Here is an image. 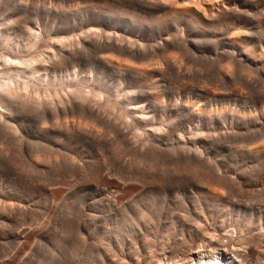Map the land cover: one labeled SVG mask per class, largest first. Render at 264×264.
<instances>
[{
    "label": "bare ground",
    "instance_id": "1",
    "mask_svg": "<svg viewBox=\"0 0 264 264\" xmlns=\"http://www.w3.org/2000/svg\"><path fill=\"white\" fill-rule=\"evenodd\" d=\"M39 1L0 0V127L3 124L0 131L5 129V132L12 130L13 132H11L14 134L16 131L22 133L18 132L21 135L18 137L12 134L14 137L9 138L14 153L19 152V156H23L24 143L22 141L26 138L24 135L33 140V146L37 147L30 149L32 152L34 150V156H30V163H27L25 169L29 166L30 173L33 172L35 175V172L40 173L39 171L43 168L40 164L42 162L46 161L44 163L46 167L48 165L51 168V165H54L51 162L55 155L58 157L57 161L59 156L66 160L69 157L71 145L73 142H78L79 145L82 143L99 147L107 152L110 148L112 150L114 148L116 154V150L118 152L121 150L122 156L120 153L117 156L114 155L111 150L112 156L115 158H123L124 155L130 156V159L128 156L125 157L128 158V161L123 160L124 163H122V158L119 159L122 164L117 163L118 167L115 168V164L111 165L112 153L108 154L111 159L105 154L109 159V165L116 169L114 172L117 175V180H121L115 182L120 200L121 197L131 196L139 184H145L144 186L147 187L146 192L140 193V195L136 192L138 196H133V199L130 197L132 200L128 201L129 204L121 205V208L117 204L116 206L119 208L115 206V203H119L120 200H117L119 197L116 195H114L116 198H113V194L111 197L98 199L93 203L92 208L98 213V216L93 217V221L88 227L91 251L87 256V264H95L98 260L101 264H184L175 255L172 241L171 246L169 244L170 240L174 238L168 239V237L171 235L173 237L172 233L176 231L180 221L179 216L186 214L173 216L170 213L173 219L165 226L166 233H162L167 237L162 236L159 239L160 241L162 238H166L169 246L165 247L161 244L163 243L161 241L165 240H161L160 244L155 240L157 237L155 232L159 230L156 225L157 213H159L157 210L161 208L158 209L156 194H162L165 185L174 183L172 181L177 179L174 178V173H177L178 176L184 170L191 173L190 178L193 176L192 180L199 181L202 186L198 185L201 187L193 193L191 201L187 198L180 201L181 204L188 203L189 207L185 204L187 208H190L191 205L196 216H184L185 221L188 219L195 225L192 224L193 226L188 229V234L182 235L183 238L179 237L182 238L178 246L176 244L179 251H183L182 254L190 259L191 264H263L264 249L258 248L257 245L260 240L263 244L259 243L264 245V237L261 239H258L260 235L257 238H255L256 236L251 237L250 242L255 243L257 247L251 251L255 260L250 262L244 259L245 252L243 253L237 248L241 242L235 244L237 246L231 247L230 239L226 235L235 231L234 226L237 224L231 226L233 221H236L241 227L244 219L245 223L243 224L249 229L248 231L253 226L255 228L252 219L256 216L260 219L264 217V210L254 208L249 197V201L253 204L252 207L247 204L248 206L243 209L236 203L233 206L234 209H229L230 206L227 205L231 203L230 199L225 197L226 193L223 196L222 192L228 190L231 196L228 197L232 198L233 194L235 196V193L239 192L240 187L242 189L244 186L247 188L255 186L259 181H262L264 185V0H65L63 3L58 2L57 4H52L50 0L49 6L45 4L47 0L45 3ZM189 63H193V66L196 65L197 70L195 67L193 70L192 65H188ZM62 93L64 94L62 95ZM30 114L33 118L36 117L32 125H29L31 123L27 119L28 115L31 116ZM76 118L78 121H75ZM6 128H10V131ZM193 134L197 136L193 137ZM8 136L6 133V137ZM238 136H243V139L241 138L243 141L237 138L239 142L237 139L235 142V137ZM231 139H234L232 142L237 143V146L241 145V148H236L234 145L236 148L234 152L233 149L227 150L225 144H231ZM229 141L231 143H228ZM240 142L243 143L239 144ZM5 146L6 150H10V146ZM213 149L230 152L234 163V165L231 164L232 173L226 169L222 170L223 165L218 159L219 156L216 159L209 157L208 153ZM2 150L3 159L4 154H10V152L9 150L4 152V148ZM99 151L98 154L96 152V156L103 152ZM0 153L2 154L1 150ZM70 153L73 156L70 158H74L73 152ZM91 153L88 155L90 156ZM76 154L78 155V153ZM83 155L80 157H84ZM24 156L28 159L27 155L24 154ZM107 158L101 156L91 161L83 160L84 162L80 158L82 163L79 164V168L77 167L78 170L74 166L77 162V159L74 158L76 162H73L72 159L68 160L73 162L72 166L74 167L68 165L70 162L66 160L57 164L54 169L59 175L69 171L71 168L67 169V167L70 166L73 168L71 175L75 172L72 170L76 169L77 174L82 178L80 182L83 181L84 185L92 181L95 186L100 188L101 185L111 183L110 176L104 175V172L107 171L104 169ZM23 161L25 163V159L21 158L20 162ZM47 161L50 163L47 164ZM247 162L252 163L253 172H251L252 166L250 169L244 167ZM12 163L8 162V166ZM17 166L21 168L20 164ZM22 167L24 168V166ZM23 168L22 170H24ZM15 169L18 168L15 167ZM113 170H110V173L107 172L111 174ZM27 171H24L25 174ZM114 172L112 173L114 174ZM33 173L32 175H34ZM25 174L22 176L25 177ZM45 174L47 173L45 172ZM71 175L66 181H69L75 174ZM32 177L34 179L35 176ZM54 177L55 175L52 178ZM74 177L73 179H75ZM113 177L115 176L113 175ZM32 179L31 181H33ZM47 179L49 178L47 177ZM47 179H45V183ZM77 181L79 184V179ZM183 181L185 180H182L181 183ZM40 183L42 184V182ZM181 183L177 185H181ZM35 184L31 183L32 186L28 184L30 186L28 187L26 183V192L35 197L39 196L43 202L50 200L55 202L57 197L61 196V192H51V190L47 196H44L43 187ZM47 184L51 186L54 183L48 182L46 187L49 186ZM189 184L186 185L189 186ZM146 187L140 189L144 190ZM172 187L175 186L172 185ZM184 187L186 188V186ZM99 188L98 190H100ZM190 189L194 190L192 187ZM260 189L262 190V188ZM79 191L81 189L78 190V193H80ZM115 191L113 190L112 193ZM179 191L181 192V190ZM20 192L21 190L13 192L0 187V233L2 238L12 240L16 253L22 252L28 243L31 246L30 240L38 237L36 239L38 241L44 235L36 233L39 227L34 229V226H38L36 223H39L38 218L40 217L37 218L35 215L42 210H36V206H33V210L37 211L36 213L33 211L35 215L27 213L29 211L26 210L28 209L25 206L26 203L24 205L26 208H24L23 205H20L22 202L18 204L15 201L17 200L15 197H20ZM243 192L241 193L243 194ZM109 193L111 192L109 191ZM261 194L263 193L261 192ZM244 195L247 196L246 193ZM182 196L180 199L183 198ZM255 196L259 197V194L252 195L251 199H254V203ZM261 198L263 197L258 198L260 203L263 200ZM160 199L163 201V198ZM245 199L240 198V200ZM256 202L258 201L256 200ZM34 205L36 204L34 203ZM258 205L256 206L259 207ZM28 206L30 208L31 205ZM184 206L181 205V207ZM65 208L72 209L73 203L66 202ZM83 208H86L85 205ZM174 209L173 212L176 211ZM189 210L191 212V209ZM216 210L220 213L224 211L225 213H223L229 216V226H231L229 229L232 230L234 227L232 231L229 230L230 232L225 230L228 231V233L225 232L226 235L225 233L219 234V230H224L228 225L223 221H218L220 219L218 216L221 214L214 215L215 212L217 213ZM159 211L161 212V210ZM181 212L183 213L185 210ZM24 213L35 216L30 217V222L33 221V218L38 220L36 223L35 219L33 221L36 225L32 227L28 225L32 230H35L33 232L25 224L30 232L26 230L29 233L22 236V233L16 234L10 228L8 229V226L12 228V224L9 223L11 226L9 224L7 226L5 221H13L18 215L25 216ZM23 217L20 216L19 221L23 222ZM159 219L160 222H157L161 224L162 220ZM226 219L228 220V218ZM16 221L18 222V219ZM185 221L181 225H185ZM22 222L19 223L23 227ZM55 223L53 224L55 225ZM21 225L19 229L25 227L24 225L22 228ZM31 225L33 224L31 223ZM76 225L77 227L82 226L80 221ZM263 226V230L259 226L256 227L264 232ZM56 227L59 228L58 225ZM53 228L55 227L53 226ZM241 230L245 229L242 227ZM56 231L55 233H57ZM254 231L253 233H255ZM71 232L69 231V233ZM23 233L25 232L23 231ZM66 233L70 238L69 233ZM176 233L178 235V231ZM256 233L255 235H257ZM62 234L65 235V233ZM83 234L81 232L80 236ZM80 236L78 235V237ZM195 236H200L204 241L209 239L210 242L207 243L206 248L202 247L197 250L196 247H193L195 244L193 239L197 238ZM243 237L240 236L241 239H244ZM245 237H248L247 234ZM81 238L82 241L79 240L82 244L85 243L87 240V238L84 239L85 235ZM240 238L238 236V239ZM37 241L35 244L38 243ZM40 241L41 243L37 245L38 248L43 247L40 246L43 240ZM80 241L77 240V247L79 243L81 244ZM139 241H141V245L138 244ZM63 242H59V244ZM242 242L246 244L244 240ZM44 243L46 244L47 241ZM8 244L7 246L10 247ZM153 245L156 248L160 245L159 252L155 250L156 248L151 247ZM202 245L200 244V246ZM241 246L242 250L248 251V246L247 250L243 244ZM150 247L154 250H149ZM50 248L49 245L48 249ZM198 248L201 247L198 245ZM39 249L37 250L39 251ZM48 249L44 248V251L42 248L43 251L41 249L40 251L44 252V256L47 252L46 256L50 258L52 255L48 253ZM146 250L150 252H145ZM102 251L104 255L101 253ZM49 252L55 253L56 257L59 255L53 250ZM27 254L28 252L25 256ZM78 254L76 255L78 256ZM3 255L1 256L3 257ZM178 255L180 254L178 253ZM4 256L12 257H8L7 254ZM15 256L18 258L17 255ZM30 258L32 260L31 256ZM62 259L60 257L57 262H64L66 256L65 259ZM48 261L50 260L47 259V263ZM5 263L7 264V259ZM188 263L185 262V264Z\"/></svg>",
    "mask_w": 264,
    "mask_h": 264
},
{
    "label": "rangeland",
    "instance_id": "2",
    "mask_svg": "<svg viewBox=\"0 0 264 264\" xmlns=\"http://www.w3.org/2000/svg\"><path fill=\"white\" fill-rule=\"evenodd\" d=\"M39 1V0H38ZM43 1V2H42ZM45 1L46 0H40L39 2H41V3H45ZM65 0H51V2H52V4H57L58 2L59 3H63ZM51 2H50V0H47L46 1V5L47 6H49L50 4H51ZM54 2V3H53ZM48 3V4H47ZM50 3V4H49ZM189 66H191V68L194 70L196 67L195 66H193V63H189L188 64ZM193 67H195V68H193ZM195 70H197V68L195 69ZM64 93H65V91H63ZM64 93H62V95L64 94ZM65 96V95H64ZM31 115V114H30ZM34 115V114H33ZM30 117V118H29ZM34 118H36L35 116H34ZM33 118V116L31 115V116H29L28 115V117H27V119L28 120H30V123L31 124H29V125H32L34 122H35V119ZM73 119V118H72ZM77 120H75V121H78V118H76ZM34 120V121H33ZM74 120V119H73ZM33 121V122H32ZM3 125V124H2ZM2 125H1V127H2ZM5 127H7L6 125H4ZM3 126V127H4ZM0 127V129H2ZM4 127V128H5ZM11 128V127H10ZM10 128L8 129V128H6V129H8L9 131H10ZM13 129V128H12ZM15 130V129H14ZM7 131V130H6ZM12 131V130H11ZM5 132V129H3V130H1L0 131V150H1V152H2V154L0 153V157H1V159H0V163H1V166H0V168H1V170H0V187H2L3 189H5V190H7V191H20L21 190V194H20V197H15L17 200H15V201H17L18 202V204L19 203H21L20 205L22 206V207H24V208H28V209H26L27 211H29V212H27V213H33V211L36 213L37 211L36 210H39V209H41L42 211H40L41 212V214H40V212H38V213H36L37 215H35V213H33L38 219H39V223H36L37 222V218H33L32 220L34 221V219H35V223L38 225V226H34V225H36V224H34V222L32 221V222H30L31 220H30V217L31 216H34L33 214L32 215H28L27 213V217H26V214H25V216L22 214V215H18L19 217L21 216V217H23L22 218V220H24L23 222L22 221H19L20 220V218L17 216V218L16 219H18V222L16 221V219L15 220H13L14 221V223H13V221L11 220V221H5L6 222V224H7V226H8V224L10 223V224H12V228L11 227H7L8 229L10 228L11 230H13V233H22V236H24L25 234H28L29 232H30V230H27V228L28 229H31V227L32 226H34V229H35V227H39L37 230L38 231H36V233L38 234V235H42V234H44V235H42L43 236V238H40V239H38V241L36 240L38 237H36V238H34V239H32V240H30V243H31V246H29L30 244L28 243L26 246H25V251L23 250L22 252H20V253H16L15 252V248H13V246H15V244L14 245H12L13 243L11 242L12 240L10 239V240H7V239H5L4 237L2 238V235H1V233H0V260H1V263L0 264H6L5 263V261H6V259H7V264L9 263V264H18V262H19V264H50L51 262V264H87V262H86V260H87V256H88V254H90V251H91V246H90V244H91V242H90V239L88 238L89 236H88V233H89V230H88V227H89V225L92 223V221H93V217H95V216H98V213L96 212V211H94V208H92L93 207V203L96 201V200H98V199H106V197H108V196H112V194H113V196L114 195H116V197H119V198H117V200L119 201L120 200V196L117 194V192H118V190H117V188H116V186H115V182H117V181H121V180H117V175H115V170L116 169H114L113 167H111L110 165H109V159H111V157L109 156L112 152H114V155L116 154L115 153V149L113 148V150H112V148H110L109 149V152H107V151H103L104 149H101V148H97V147H93V146H89V145H85V144H82V143H80L81 145H79V143L77 142H73V145H71L72 147H71V149H70V152H73L72 154H74L75 155V157L74 158H76L75 160L77 161H74V158H70V156H71V153L69 152V157L68 158H66V160H67V162H70V161H68V160H70V159H72L73 160V162H76V165H74V166H76V169H77V167L79 166V164L80 163H82L81 161H91V160H93V159H96V157L98 158V157H103V158H107V161H106V159H105V161H106V166H105V168L104 169H106L107 171H108V169H110V170H113V171H111V174H109L110 173V170L107 172H102V174H104V175H106V176H110V180H111V183L113 184H105V185H107V186H105V185H101V187L99 188V186L97 187V186H95V184L91 181V183L90 182H88L87 184H85L84 185V183H83V181L82 182H80L81 180L80 179H82L81 178V176L80 175H78L77 174V170L76 169H74V170H72V171H75L74 173H72V175H74V176H76V174H77V179H76V177H74L75 179H73V177L72 178H70L69 179V181H66V180H68L67 178H69L70 177V175H71V169H73L72 167H74V166H72L73 165V162H72V164H71V162H70V164L68 163V165H70V166H72V167H70V166H68L67 167V169H70L69 171L67 170V172H64L63 174H64V176H63V174L61 173V174H59L58 175V173H56V171H55V167H57V164H59V163H63L64 161H66L65 160V158H61V156H59V160L57 161V158L58 157H56L57 155H55L52 159L54 160H52V164H54L53 166L51 165V168H50V166H48L47 165V167H46V164H44L43 162V164L42 163H40L41 164V166L43 167L42 169H43V171H39L40 173H37V172H35L36 173V175L33 173V172H31L30 173V169H29V166H27V169H29L28 171H27V169H25L26 168V165H27V163H30V156L31 155H33L34 153V150H33V152L32 151H30V149L33 147V148H35L36 149V147L35 146H33V140H31V138L29 137V136H26V135H24V137H26V138H24L23 139V141H22V143H24V146H23V149H24V151L22 150V155L24 156V154L25 155H27V157H28V159H26V158H24V157H26V156H19V152L16 154V152L14 153V151H13V145L9 142V138L10 137H18V136H21L20 134H18V132L16 131V133H17V135H15L14 133H12V132ZM14 131V132H15ZM6 133H7V136L8 137H6ZM19 133H21V132H19ZM14 136H13V135ZM22 134V133H21ZM12 135V136H11ZM197 135L196 134H193V137H196ZM107 137V139H108V136H106ZM4 138V139H3ZM5 138H7V139H5ZM240 138H242L243 139V136H238V137H235V140L234 139H231L230 141L232 142L233 140L235 141V142H237V140ZM3 139V140H2ZM11 139V138H10ZM237 139V140H236ZM241 139V141H243ZM2 140V141H1ZM5 140V141H4ZM228 142V143H231V142ZM233 141V142H234ZM2 142H4V144H2ZM227 142V141H226ZM225 142V143H226ZM231 143V144H229V145H226L225 144V147H226V149L227 150H231V149H233V152H234V149L236 150V148H239L241 145H238L237 146V143ZM238 142H239V140H238ZM7 143V144H6ZM8 143H9V145H8ZM241 143H243V142H240L239 144H241ZM233 144V145H232ZM253 144V143H252ZM2 145H7V146H10V150H9V152H10V154L8 155L7 153H5L4 154V157H5V155L7 154V156H6V158L4 159V157H3V159H2V155H3V148H4V152H6V151H8V150H6L7 149V147L5 146H2ZM23 145V144H22ZM77 147H76V146ZM236 146V148H235V146ZM255 145V144H254ZM12 146V147H11ZM31 146V147H30ZM87 146V147H86ZM229 146H232V147H229ZM233 146H234V148H233ZM3 147V148H2ZM93 147V148H92ZM228 147V148H227ZM2 148V149H1ZM6 148V149H5ZM75 150H74V149ZM77 148V149H76ZM90 148V149H89ZM95 148V149H94ZM230 148V149H229ZM241 148V147H240ZM83 151H82V150ZM92 149H94V150H92ZM97 149H98V151L99 152H101V151H103L102 152V154L100 155V153H99V156L97 155L96 156V152H97V154H98V151H97ZM72 150V151H71ZM90 151V153H91V155L89 156L88 154H90L89 153V151ZM111 150H112V152H111ZM36 151V150H35ZM81 151V152H80ZM121 150H119V152L116 150V152H117V154L118 153H120V155H121V152H120ZM105 152V153H104ZM107 152V153H106ZM222 152V153H221ZM232 152V151H231ZM76 153H78V155L76 154ZM211 153V154H210ZM21 154V153H20ZM84 154V155H83ZM105 154H107L106 156H105ZM109 154V155H108ZM117 154H116V156H117ZM123 154H125V152H123ZM127 154V153H126ZM209 154V157L212 159H216L218 156H219V160H221V162H222V165L224 166H222V170H224L225 171V169H226V171H228L229 173H232L233 172V168L231 167L232 165H234V163H233V161H232V156L230 155V152H226V151H222V150H210V152L208 153ZM219 154V155H218ZM226 154V155H225ZM228 154H229V156H228ZM232 154V153H231ZM17 155V157H15ZM81 155H83L84 157H80ZM113 155V153L111 154V156ZM212 155H213V157H212ZM215 155V156H214ZM222 155V156H221ZM11 156H12V160H11ZM34 156V155H33ZM32 156V157H33ZM77 156V157H76ZM94 156V157H93ZM119 156V155H118ZM122 156V155H121ZM120 156V157H121ZM128 156V158L130 159V156L129 155H127ZM127 156H125L124 155V159L122 158V163H124L123 162V160H127L125 157H127ZM227 156V157H226ZM31 157V158H32ZM71 157H73V156H71ZM89 159H88V158ZM113 157V159L111 160L112 161V164H111V161H110V164L111 165H113V164H115L114 165V167L116 168V167H118L117 165V163H120L119 162V159H121V158H118V157H114V156H112ZM226 158V160H225V158ZM231 157V158H230ZM22 158L23 160L25 159V163H24V161L23 162H20V159ZM61 158V159H60ZM70 158V159H69ZM80 158H81V161H80ZM83 158H85V159H83ZM6 159H8V160H6ZM64 159V160H63ZM117 159V160H116ZM223 159V160H222ZM5 160V162H3ZM10 160H11V162H10ZM18 160H19V162H18ZM28 160H29V162H28ZM63 160V161H62ZM79 160V161H78ZM115 162H114V161ZM225 160V161H224ZM229 160V161H228ZM7 161V162H6ZM13 161H15V162H17V163H14ZM83 161V162H84ZM128 161V160H127ZM224 161V162H223ZM227 161V162H226ZM8 162L9 163H12V164H9V166H8ZM67 162H65V164H67ZM114 162V163H113ZM126 162V161H125ZM7 163V164H6ZM23 163V165L22 166H24V168L21 166V164ZM48 163H50V162H48L47 161V164ZM122 163H120V164H122ZM20 164V166H21V168L19 167V166H17V165H19ZM78 164V165H77ZM119 164V165H120ZM232 164V165H231ZM3 165H4V167H5V169H4V167H3ZM108 165V166H107ZM246 165V166H245ZM244 165V167L247 169V168H251V166H252V168H251V172H253V165H252V163L251 162H247L246 164ZM248 165H250V166H248ZM14 166V167H13ZM3 167V168H2ZM15 167H17L18 169H15ZM53 167V168H52ZM106 167H108V168H106ZM110 167V168H109ZM22 168L24 169V170H22ZM79 168V167H78ZM227 168H228V170H227ZM230 168H232L231 170H230ZM7 169V170H6ZM54 169V170H53ZM104 169H103V171H104ZM3 170H6V172H5V175H4V172H3ZM18 170V171H17ZM24 171H27V173L25 174V172ZM55 171V172H54ZM115 171V172H114ZM185 171V170H184ZM184 171L181 173H179L178 174V176H177V173L175 174H173L172 176L176 179L175 181L173 180L172 182H174V183H168L167 184V186L170 184V186H164L165 188H164V191H163V193L162 194H156V202H158L157 203V205L159 206L158 207V209L159 210H161V212L159 211V210H157V212H159V213H157V218H156V225L158 226H156L159 230H157V232H155L157 235V237L155 238V240H157L158 241V243L161 241V240H165V241H161V242H163V243H161V244H163V246H169V244L171 243V241H172V247H173V250L175 251V255L176 256H178L177 258L178 259H181V262H183L184 264H185V262L186 263H188V264H191L190 263V259L188 258V257H186V255H183L182 253H183V251H179V248L177 247L178 246V243H180V241H181V239L183 238V236L185 235V234H188V229L190 228V227H192L193 225L192 224H194L195 225V223L193 222V223H191L188 219H186L187 221H189V222H187V221H185V218H184V216H196L195 214H194V210L192 209V207H191V205H190V208H187V206L189 205L188 203H185V204H181V200L182 199H184V198H187L188 200H192L191 199V196L193 195V193L194 192H196V191H198V189L202 186L201 185V183L199 184V181H197V183H196V181L195 180H192V179H194V177L192 176V178H190L191 176H190V174L191 173H189L187 170L185 171V175L183 174L184 173ZM250 171V170H249ZM23 172V173H22ZM42 172V173H41ZM45 172L47 173V174H45ZM69 172V173H68ZM112 172H114V174L112 173ZM32 173L34 174V175H32ZM49 173H50V175H49ZM55 173V174H54ZM106 173H108V174H106ZM6 174H8V175H6ZM22 174H23V176H24V174H25V177H23L22 176ZM29 174H30V176H29ZM38 174H39V177H38ZM41 174V175H40ZM70 174V175H69ZM189 174V175H188ZM55 175V177L54 178H52L53 176ZM57 175V176H56ZM68 175V176H67ZM71 175V176H72ZM113 175L115 176V177H113ZM183 175V176H182ZM193 175V174H192ZM2 176V177H1ZM26 176H28V177H26ZM32 176H35L34 177V179H32L33 177ZM40 176H43V177H40ZM51 176V177H50ZM67 176V177H66ZM112 176V177H111ZM177 176V177H176ZM188 176H189V178H188ZM12 177V178H11ZM22 177H23V179H22ZM37 177V178H36ZM45 177V178H44ZM47 177L49 178V179H47ZM62 179H61V178ZM80 177V178H79ZM181 177H183V178H181ZM2 178H3V180H2ZM26 178H27V180H26ZM38 178H40V179H38ZM43 178V179H42ZM59 178V180H57ZM64 178H66L65 180H64ZM112 178H113V180H112ZM31 179L33 180V181H31ZM36 179V180H35ZM45 179H47V182L46 183H51L52 182V184L53 185H51L50 186V184H47V185H49V186H47L46 187V183H45ZM79 179V182L81 183V185H79V184H77L78 183V180ZM118 179H119V177H118ZM178 179H180L179 181H178ZM189 179V180H188ZM17 180V181H16ZM37 180H39V181H37ZM55 180H56V182H55ZM62 180V181H61ZM182 180H185V181H183V183H181V181ZM191 180V181H190ZM8 181V182H7ZM34 181H37V182H34ZM58 181V182H57ZM177 181V182H176ZM3 182V183H2ZM29 182V183H28ZM32 184H34V185H36L35 183H37V185L39 184V182H42V184L40 185L39 184V186H41V187H43V195L44 196H47L48 195V193H50V190H51V192H61V196H59V197H57V200L55 201V202H53V201H42V199L39 197V196H32V195H30V194H28L27 192H26V188H27V186L28 187H30L29 185H31V183ZM34 182V183H33ZM181 183V185H177V184H180ZM185 182H188V183H185ZM192 182H195L196 184H194V183H192ZM26 183H27V186H26ZM69 183V184H68ZM185 183V184H184ZM190 183V184H189ZM258 183H259V185H258ZM255 186H250V187H242V189L244 188H247V189H245L246 190V192H245V190H244V192H243V190L241 189V187L238 189L239 190V192H240V194H242L241 192H243V194L242 195H240L239 194V192L238 193H235L236 195V197L234 196V194L232 195V198H230L231 196H230V192L228 191V190H226L227 192H222V194H223V196H225L226 194V196L225 197H227V198H229L228 200L231 202L229 205H227V206H230L229 207V209H234V205L237 203L238 205H240L241 206V208H246L248 205H251V206H249V207H252L253 206V204H254V208H258V209H262V210H264L263 209V206H262V204H264L263 202H264V185L262 184V181H259ZM1 184H2V186H1ZM29 184V185H28ZM83 184V185H82ZM141 184H143V183H141ZM174 184H176V185H174ZM183 184V185H182ZM186 184H189V186H187ZM12 185V186H11ZM19 185V186H18ZM145 185V184H144ZM144 185H140L139 184V186H138V184H137V186H138V188L133 192V194L131 195V196H128V197H125V198H123V197H121V200L119 201V203H115V206H116V204L121 208L122 206H125V205H127V204H129L128 203V201H131L134 197L133 196H138V194L140 195V193H144V192H146L147 191V187L146 186H144ZM172 185L173 186H175V187H172ZM191 185V186H190ZM194 187H193V186ZM198 185H201V186H198ZM32 186V185H31ZM106 188H105V187ZM115 186V187H114ZM142 188H144V187H146L144 190L143 189H140L141 187ZM144 186V187H143ZM178 186H179V188H178ZM183 186H186V188L184 187L183 188ZM196 186V187H195ZM198 186V187H197ZM257 186V187H256ZM13 189H12V188ZM60 187V188H59ZM86 187V188H85ZM94 187H96V188H94ZM112 189H111V188ZM182 187V188H181ZM189 187V188H188ZM190 187H192V189H194L193 191L190 189ZM14 188H15V190H14ZM17 188H18V190H17ZM22 188H24L23 190H22ZM74 188V189H73ZM94 188V189H93ZM98 188L100 189V190H98ZM168 188V189H167ZM173 188V189H172ZM175 188H178V189H175ZM260 188H262V190L260 189ZM79 189H81V191H79L80 193H78V190ZM83 189V190H82ZM90 189V190H89ZM115 189H116V191H115ZM185 189V190H184ZM250 189H251V191H250ZM256 189V190H255ZM261 191H260V190ZM24 190H25V192H24ZM87 190H89V191H87ZM106 190V191H105ZM113 190L115 191L114 193H112L113 192ZM142 190V191H141ZM179 190H181V192H182V194H181V192L179 191ZM186 190H188V191H186ZM240 190H242V191H240ZM105 191V192H104ZM108 191V192H107ZM109 191L111 192V193H109ZM155 191V190H154ZM185 191V192H184ZM224 191V190H223ZM247 191H249V192H247ZM259 191H260V193H259ZM45 192V193H44ZM92 192V193H91ZM136 192L138 193V194H136ZM166 192H168V193H166ZM178 192V193H177ZM229 192V193H228ZM261 192L263 193V194H261ZM164 193H166V194H164ZM186 195H184V194ZM226 193V194H225ZM246 193V195L247 196H245L244 194ZM249 193V194H248ZM256 193V194H255ZM76 194V195H75ZM89 194V195H88ZM93 194V195H92ZM95 194H96V196H95ZM108 194H110V195H108ZM136 194V195H135ZM170 194V195H169ZM191 194V195H190ZM259 194V197H263V198H261V200L263 201H261V203H260V199H258L259 197L258 196H255L254 198H256L255 199V203H254V199H251V197H252V195L254 196V195H258ZM163 195H165L164 197H166V198H164L163 197ZM177 195H178V198H177ZM181 195H183L182 197L183 198H181L180 199V196ZM238 195H240V196H238ZM245 197H244V196ZM251 195V196H250ZM77 196H79V197H77ZM80 196H82V197H80ZM84 196V197H83ZM168 196V197H167ZM228 196H230V197H228ZM237 196H238V198L240 197L241 199H244V198H246L247 199V201H249V199H248V197L250 198V200L252 201V203L249 201V202H245V200H240V198H239V200H238V198H237ZM243 196V197H242ZM28 197V198H27ZM91 197V198H90ZM115 196L113 197V198H116ZM132 199H131V198ZM163 198V201L160 199V198ZM25 198V199H24ZM81 200H80V199ZM169 198V199H168ZM176 198V199H175ZM233 198H237V199H233ZM253 198V197H252ZM40 199V200H39ZM129 199V200H128ZM160 199V200H159ZM166 199L168 200L167 202H166ZM177 200V201H175V200ZM180 199V200H179ZM231 199H232V201H231ZM126 200H127V202H126ZM165 200V201H164ZM234 200H236L237 202H235ZM256 200L259 202H256ZM25 201V202H24ZM74 201V202H73ZM118 201H116V202H118ZM170 201V202H169ZM181 201V202H180ZM242 201H244V202H241ZM17 202H15V203H17ZM66 202H71V203H73V208L72 209H66L65 208V204H66ZM122 202V203H121ZM166 204H165V203ZM234 202V203H233ZM241 203V204H239V203ZM25 203H26V205H25ZM29 203V204H28ZM33 203V204H32ZM34 203L36 204V205H34ZM49 203V204H48ZM87 203V204H86ZM121 203V204H120ZM162 203V204H161ZM179 203V204H178ZM250 203V204H249ZM31 205L30 206V208H29V206L28 205ZM40 204V205H39ZM41 204H42V206H41ZM82 204H84L85 205V209L83 208L84 207V205H83V207H82ZM172 204V205H171ZM246 204V205H245ZM248 204V205H247ZM259 204V205H258ZM260 204H261V206H260ZM26 207H25V206ZM44 205V206H43ZM46 205V206H45ZM122 205V206H121ZM163 205H165L164 207H163ZM171 205V206H170ZM181 205L182 206H184V207H181ZM256 205H258L259 207H257ZM36 208V210H33L34 209V207ZM39 206V207H38ZM118 206H116V207H118ZM168 206H170V207H168ZM173 206V207H172ZM180 206V207H179ZM226 206V208L228 209V207ZM232 206V207H231ZM32 207V208H31ZM42 207V208H41ZM82 207V208H81ZM118 207V208H119ZM176 207V208H175ZM189 207V206H188ZM50 208V209H49ZM81 208V209H80ZM164 208V209H163ZM175 208V209H174ZM179 210H178V209ZM181 208V209H180ZM184 208H186V209H184L185 210V212H181V211H184L183 209ZM32 209V210H31ZM52 209V210H51ZM171 209V210H170ZM173 209L174 210H176L177 211V213H175L174 214V212H176V211H174L173 212ZM189 210V209H191V212H190V210L189 211H186V210ZM55 210V211H54ZM82 212H81V211ZM88 210V211H87ZM32 211V212H31ZM51 211H53V212H51ZM80 211V212H79ZM164 211V212H163ZM217 211V210H216ZM49 212H51L50 214H49ZM85 212H86V214H85ZM163 212V213H162ZM167 212V213H166ZM179 212V213H178ZM191 214H190V213ZM224 212V211H223ZM220 213V211H217V213L215 212L214 213V215H219V214H221V216H218L219 218V220L218 221H223L224 223H226L228 226L224 229V230H219L220 231V233L219 234H224L225 232H227L228 233V231L229 230H231V229H229V228H231V226H233L234 224H237V225H235L234 227L236 228V229H234V227L232 228V230L234 229L235 231H232V233H228L227 235H226V233H225V235L227 236V238L229 237V244H231L230 246L231 247H235V246H237V245H235V244H238V243H240V245H238L237 246V248L238 249H240L244 254H245V257H244V259L246 260V261H253V260H255V257L251 254V251L254 249V248H256L257 246H259L258 248H263L264 249V245L262 246V240H258L260 243H262V244H260L259 242H258V245L257 246H255V243H253V242H250V239H251V237L252 238H254L255 236V238H257L258 237V235H260L259 236V238L258 239H261V237L263 238L264 237V235H262V234H264V232L263 231H261V230H263L262 229V226H263V224H264V217H261V219L260 218H258V216H256V217H254L253 219H252V223H253V225H255V228H254V226L253 227H251V230L250 231H248L249 229H247V227H244V226H246L245 224H243V223H245V220L243 219L242 220V224H241V227H240V225L238 224V223H236V221H233V222H231V226H229V216L228 215H226V214H224V213ZM79 213H82V214H79ZM90 213H92V214H90ZM95 213H97V214H95ZM173 214V216H179L180 214H186V215H181V216H179L180 217V221L178 222V224H177V227H176V231H178V235H177V233H176V231L174 232V233H172L173 234V237H172V235L171 236H169L168 237V239H172V238H174V239H172V240H170V242H169V244L167 243V241H166V238H162L160 241H159V239L163 236V237H167V236H165L164 234L162 235V233H164L165 231H164V228H165V226L166 225H168L169 224V221L171 220L172 221V217L173 216H171V214ZM88 214V215H87ZM163 214V216H161ZM178 214V215H177ZM187 214H189V215H187ZM193 214V215H192ZM82 215V216H81ZM34 216V217H35ZM161 216V219H159V217ZM171 216V217H170ZM224 216H226L225 218H224ZM228 216V217H227ZM264 216V215H263ZM43 217V218H42ZM170 217V218H169ZM28 220H27V219ZM32 218V217H31ZM49 218V219H48ZM56 218V219H55ZM166 218V219H165ZM224 218V219H223ZM226 218H228V220L226 219ZM158 219L159 220H162V222H163V224H162V222H161V224L163 225H161L160 223L158 224V222H160V221H158ZM165 219V220H164ZM26 220H27V223H26ZM30 220V221H29ZM50 220V221H49ZM185 221V225H187V226H185V225H181L182 224V222L184 223V221ZM259 220V221H258ZM16 221V222H15ZM54 221V222H53ZM58 221V223H55V222H57ZM64 221V222H63ZM78 221H80V224L82 225V226H80V227H77V225H76V223L78 222ZM158 221V222H157ZM165 221H167L168 223H166ZM171 221H170V223H171ZM261 221V222H260ZM19 222H22V224H26L27 226L28 225H30L31 227H27L26 225H25V227H24V225H23V227H22V225L19 223ZM45 222V223H44ZM63 222V223H62ZM85 222V223H84ZM18 223V224H17ZM31 223L33 224V225H31ZM53 223H55V225L53 224ZM67 223V224H66ZM166 223V224H165ZM180 223V224H179ZM187 223H190L189 225L187 224ZM233 223V224H232ZM263 223V224H262ZM9 224V225H10ZM14 224V225H13ZM49 224V226H47ZM51 224V225H50ZM59 224H61V225H59ZM258 224V225H257ZM16 225V226H15ZM18 225V226H17ZM21 225V227L24 229H19L20 226ZM58 225V227L60 228H57L56 226ZM161 225V226H160ZM178 225H179V229H178ZM11 226V225H10ZM53 226L55 227V228H53ZM160 226V227H159ZM184 226H185V228H184ZM259 226V228L261 229H257V227ZM13 227H14V229H13ZM18 227V228H17ZM27 227V228H26ZM42 227V228H41ZM49 227V228H48ZM180 227H183L182 229L180 228ZM238 227H240L239 229H238ZM242 227H243V229H245V230H241L242 229ZM43 228H44V230H43ZM46 228H47V230L49 231H47L46 230ZM53 228V229H52ZM57 228V229H56ZM64 229V231H63V229ZM254 228V229H253ZM263 228H264V226H263ZM16 229H18V231H16ZM81 229H82V231H81ZM184 229V230H183ZM26 230L27 231H29V232H26ZM56 230H59V231H56ZM62 230V231H61ZM180 230H182V231H184V232H181ZM225 230H228V231H225ZM255 230V231H254ZM261 232H260V231ZM19 231H21V232H19ZM23 231L25 232V233H23ZM31 231L33 232V231H35V230H32L31 229ZM55 231L58 233L59 232V234H57V233H55ZM69 231H72L71 233H69ZM239 231H241L240 233H239ZM253 231L256 233V232H258V233H256L257 235H255V233H253ZM43 232V233H42ZM48 232V233H47ZM53 232H54V234H53ZM65 233V235L64 234H62V233ZM66 232H68L69 233V235H70V238L68 237V235H66L67 233ZM79 232V233H78ZM82 232V234H83V236H80V233ZM223 232V233H222ZM230 232V231H229ZM243 232V233H242ZM249 234H248V233ZM251 232V233H250ZM160 233V234H159ZM166 233V232H165ZM181 235H180V234ZM184 233V234H183ZM234 233V234H233ZM244 234V235H242V234ZM55 234H57L56 236H55ZM73 234V235H72ZM233 235V236H231V235ZM241 234V235H240ZM246 234H247V236L248 237H245L246 236ZM250 234H251V236H250ZM48 235V236H47ZM78 235L80 236V237H78ZM84 235H85V240H86V238H87V240H86V242L85 243H83L82 244V238L81 237H84ZM176 237H175V236ZM183 235V236H182ZM237 235V237H235ZM254 235V236H253ZM160 236V237H159ZM238 236H239V238H240V236L242 237V236H244L243 238L244 239H238ZM249 236H250V238H249ZM63 239H62V238ZM179 237H182V238H179ZM195 237H197V236H195ZM194 237V238H195ZM233 237V238H232ZM57 238H58V240H57ZM60 238H61V240H60ZM77 238V239H76ZM232 238V239H231ZM235 238H236V240H235ZM248 238V239H247ZM43 240L44 242H46L47 241V243L45 244L43 241H42V244H40V246L42 245L43 247H39L41 250H42V248H43V250H44V248H45V250H47L48 249V247H49V245H50V249H48V253L50 254V255H52L50 258L48 257L47 258V252H45L46 253V255L44 256V252H42V251H40V249L38 248V246L37 245H39L38 243H41V241L40 240ZM45 239V240H44ZM81 241H80V240ZM177 239V240H176ZM248 240V241H246V240ZM264 239V238H263ZM34 240H35V242H34ZM51 240V241H50ZM63 240H64V242H63ZM65 240H67V241H65ZM77 240L78 241H80L81 242V244L79 243V246H80V248H79V246L77 247ZM175 240V241H174ZM194 241H195V244H194V241H193V244H194V246L193 247H196L197 248V250H200V249H202V247L203 248H206V246H207V243L208 242H210V241H208L207 239H205V241H204V239H202V238H200V236H198L197 238H195V239H193ZM197 240V241H196ZM199 240V241H198ZM201 240H202V242H201ZM239 242H238V241ZM242 240H244V242H246V244H244L243 242H242ZM36 241L38 242L37 244H35L36 243ZM40 241V242H39ZM157 241H156V243H157ZM169 241V240H168ZM233 241V242H232ZM29 242V241H28ZM34 242V243H33ZM59 242H63L62 244H59ZM164 242H166L165 243V245H164ZM174 242V243H173ZM175 242H177V243H175ZM205 242V243H204ZM248 242V243H247ZM263 242H264V240H263ZM4 243V244H3ZM9 243V244H8ZM157 243V244H158ZM159 243V244H160ZM202 243H204L203 245H202ZM233 243V244H232ZM250 243H251V246H249L250 245ZM7 244L10 246V247H8L7 246ZM11 244V245H10ZM45 244V245H44ZM138 244L139 245H141V241H139L138 242ZM167 244V245H166ZM171 244H170V246H171ZM174 244V245H173ZM176 244H177V246H176ZM200 244L202 245V246H200ZM209 244V243H208ZM241 244H243V246L245 247V250H247L248 249V251H244V249L242 250L241 249ZM249 244V245H248ZM33 245V246H32ZM138 245V246H139ZM198 245H199V247H201V248H198ZM235 245V246H234ZM252 245H253V247H252ZM45 246H47V247H45ZM176 246V248H174ZM247 246L249 247V248H247ZM151 247H154V245L153 246H151ZM151 247L149 248V250L151 249ZM160 245H158V250H157V248L156 247H154V248H156L155 250L156 251H158L159 252V250H160ZM250 247H251V249H250ZM12 248V249H11ZM36 248V249H35ZM47 248V249H46ZM72 248V249H71ZM247 248V249H246ZM34 249V250H33ZM37 249H39V251L37 250ZM80 249V250H79ZM82 249V250H81ZM153 249V248H152ZM151 249V250H152ZM37 250V251H36ZM44 250V251H45ZM50 250H53V252H58L57 254H59V255H61L60 257H61V259L63 258V259H65V256H66V259L65 260H63L64 262H57L58 260H60V257H59V255L56 257L55 256V253L53 254V253H51V252H49ZM55 250V251H54ZM57 250V251H56ZM61 250V251H60ZM145 251V252H150V251ZM154 250V249H153ZM152 250V251H153ZM176 250H177V252H176ZM31 251V252H30ZM77 251V252H76ZM84 251V252H83ZM15 253V254H12V253ZM28 252V254L25 256V254ZM32 252H33V254H32ZM39 252H41L40 254H39ZM75 252V253H74ZM78 252H79V254H78ZM84 254H83V253ZM247 252H248V254H247ZM5 253V254H4ZM30 253V254H29ZM34 253H35V255L37 254V256H35L34 255ZM82 253V254H81ZM103 255H104V252L102 251L101 252ZM178 253L180 254V255H178ZM6 255L7 254V256L8 257H11V258H7V257H5L4 255ZM12 254V255H11ZM63 254H64V256H63ZM71 254H72V256H71ZM76 254H78V256L76 255ZM87 254V255H86ZM145 253L143 252V255H144ZM1 255H3V257L1 256ZM15 255H17L18 256V258L15 256ZM28 255H29V258H30V256L32 257V260H31V258L29 259L28 258ZM32 255H34V256H32ZM49 255V256H50ZM83 255V256H82ZM15 256V257H14ZM22 256H24V257H22ZM39 256V259H40V262H39V259H37V257ZM54 256H55V259H54ZM77 257V259H76V257ZM179 256H180V258H179ZM5 257V258H4ZM58 257H59V259H58ZM81 257V258H80ZM182 257V258H181ZM248 257V258H247ZM4 258V259H3ZM16 258V259H15ZM20 258V259H19ZM184 258H187V259H189V260H187V259H184ZM249 258H250V260H249ZM9 259V260H8ZM25 259H26V261H25ZM47 259L48 260H50V261H48V263H47ZM52 259H53V261H52ZM84 259V260H83ZM4 260V261H3ZM19 260V261H18ZM61 260V261H62ZM187 260V261H186ZM3 261V262H2ZM32 261V262H31ZM78 261V262H77ZM185 261V262H184ZM46 262V263H45ZM262 263L264 264V258H263V260H262ZM95 264H101L100 262H99V260L95 263Z\"/></svg>",
    "mask_w": 264,
    "mask_h": 264
}]
</instances>
